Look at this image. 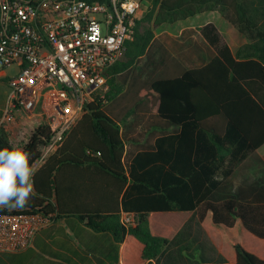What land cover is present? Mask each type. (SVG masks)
Instances as JSON below:
<instances>
[{"label": "trees", "instance_id": "trees-1", "mask_svg": "<svg viewBox=\"0 0 264 264\" xmlns=\"http://www.w3.org/2000/svg\"><path fill=\"white\" fill-rule=\"evenodd\" d=\"M150 3L145 17L155 25L216 10L248 40L251 57L236 60L208 22L199 31L216 55L180 70L151 32L135 30L105 70L107 89L35 169L26 205L0 207V215L72 216L122 242V264H152L193 213L221 257L206 264H264V202L223 186L224 159L239 162L264 143V0ZM48 134L38 125L22 140L30 164ZM11 147L0 132V149ZM121 210L137 214L136 223L120 224Z\"/></svg>", "mask_w": 264, "mask_h": 264}, {"label": "built area", "instance_id": "built-area-1", "mask_svg": "<svg viewBox=\"0 0 264 264\" xmlns=\"http://www.w3.org/2000/svg\"><path fill=\"white\" fill-rule=\"evenodd\" d=\"M143 0H0V76L9 89L2 119L22 113L48 130L34 168L61 146L80 120L84 106L105 91V70L133 40ZM101 96V95H100ZM50 218L41 214L0 215V252L31 245ZM137 214L121 210L125 228Z\"/></svg>", "mask_w": 264, "mask_h": 264}, {"label": "crops", "instance_id": "crops-1", "mask_svg": "<svg viewBox=\"0 0 264 264\" xmlns=\"http://www.w3.org/2000/svg\"><path fill=\"white\" fill-rule=\"evenodd\" d=\"M215 11L201 12L180 20L194 30V32L185 30V35L190 38H185L182 43L179 42L181 44L176 45L175 42L169 41L162 35L163 32L170 34L168 30L155 33L153 38L161 42L176 59L180 65L178 69L201 68L216 55L214 48L199 31L200 27L211 22L215 25L219 35L220 30L216 23L215 13L217 12ZM141 14L142 12H139L138 17ZM219 16L221 15L219 14ZM229 24L231 28L228 29L230 33L225 44L231 55L236 57V60L251 57L248 40L238 32L235 26ZM224 163L230 167L229 173L225 175L226 181L223 185L226 191L227 187H240L248 201L264 202V182H262L264 181V143L254 151L247 153L241 161L230 162V159L226 157ZM244 172L250 173V175L245 178ZM222 176V173L218 172L215 178ZM122 245L123 243L116 241L111 233L95 232L75 217L52 218L35 234L29 247L17 251L0 252V264H122ZM219 262H221L219 253L213 247L193 213L179 227L157 259L151 260L152 264Z\"/></svg>", "mask_w": 264, "mask_h": 264}, {"label": "rangeland", "instance_id": "rangeland-1", "mask_svg": "<svg viewBox=\"0 0 264 264\" xmlns=\"http://www.w3.org/2000/svg\"><path fill=\"white\" fill-rule=\"evenodd\" d=\"M151 0H143V3L140 8V12H142L141 16L137 19L139 21L137 25V33L143 34L144 32H151L153 37L155 33H158L163 30H168L170 34L167 32H163L162 35L168 39L169 41L175 42L176 45L184 42L185 38H190V36L185 35V30H191L194 32L193 28L186 26L185 22L177 21V22H162L159 25H155L153 23V16L150 19H146V14L150 11V3ZM217 12V11H215ZM217 16V26L220 30L219 36L221 43H225L227 40V36L229 35V30L231 25L221 16H219L218 12L215 13ZM193 39V38H192ZM181 42V43H179ZM1 69V68H0ZM4 76H0V108L1 114L0 119L2 118V113L4 107L6 105V97L9 92L8 87L5 84V80L8 77L14 76L17 73L15 67H5L3 68ZM34 129V123L30 122L26 117L19 112L13 113L10 119H2L0 122V132L3 136H5L12 144V146H21L22 140L25 136ZM250 173L244 172L243 176L247 178Z\"/></svg>", "mask_w": 264, "mask_h": 264}, {"label": "clouds", "instance_id": "clouds-1", "mask_svg": "<svg viewBox=\"0 0 264 264\" xmlns=\"http://www.w3.org/2000/svg\"><path fill=\"white\" fill-rule=\"evenodd\" d=\"M35 168L19 146L0 149V207H24L33 193Z\"/></svg>", "mask_w": 264, "mask_h": 264}]
</instances>
